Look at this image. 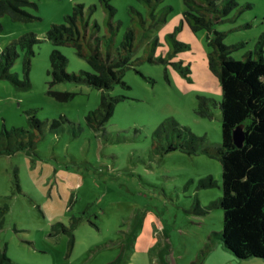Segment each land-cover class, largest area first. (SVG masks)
I'll list each match as a JSON object with an SVG mask.
<instances>
[{"label": "rangeland", "instance_id": "rangeland-1", "mask_svg": "<svg viewBox=\"0 0 264 264\" xmlns=\"http://www.w3.org/2000/svg\"><path fill=\"white\" fill-rule=\"evenodd\" d=\"M183 1L164 0L152 10L144 0H110L117 10L116 46L136 30V63L126 86L105 92L120 101L98 129L87 116L104 91L86 82L53 84L56 47L47 32L82 4L104 34L109 18L99 0H32L23 8L26 18L0 16V56L21 37L36 38L31 48L17 45L11 70L24 82L29 63L31 86L0 80V132L4 126L30 129V111L45 124L34 150L0 155L2 264H264L238 259L221 240L224 210L213 204L223 195V168L204 150L222 145L223 90L210 68L209 32L182 25ZM237 1L243 11L214 24L211 34L224 33L227 46L243 44L232 54L242 59L264 32V0ZM164 8L166 21L152 26ZM57 48L68 59V73L92 70L73 47ZM167 119L201 139L197 153H165L166 140L156 131ZM209 176L214 184L201 186ZM57 223L73 235H55Z\"/></svg>", "mask_w": 264, "mask_h": 264}, {"label": "trees", "instance_id": "trees-1", "mask_svg": "<svg viewBox=\"0 0 264 264\" xmlns=\"http://www.w3.org/2000/svg\"><path fill=\"white\" fill-rule=\"evenodd\" d=\"M31 1L0 0V16L9 14L14 20L24 19L28 14L23 8L32 4ZM144 1L154 10L164 0ZM99 2L105 7L109 18L104 34H100L101 25L98 22L91 24L86 15L87 9L82 4L75 5L73 13L65 16L63 23L53 24L47 32L48 40L56 47L50 57L49 73L53 76V84L65 81L86 82L104 91L99 108L87 116L89 126L95 129L100 128V124H104L114 114L115 104L120 100L105 92L119 84L126 86L124 77L136 63L131 60V55L137 45L136 30L130 28L120 45L116 46L119 27L118 24L114 25L112 20L117 10L110 4V0ZM183 2L185 8L182 25L187 23L194 32L203 29L209 32L208 40L212 47L209 54L210 68L219 79L223 90V100L220 103L223 118L222 145L204 150L210 156L218 158L223 168V195L213 204L224 210L221 240L225 248L240 260L250 258L264 260V32L258 38L253 51L242 59H235L232 57L233 52L243 44L227 46L223 42L224 33L215 32L213 36L211 33L214 24L227 21L232 12L238 10L241 13L244 7H240L237 0ZM92 8L89 10L92 11ZM168 9L162 10L163 15L152 22V26L166 21ZM131 10L137 16V20L147 27L148 22L144 20L143 15L133 8ZM35 42L34 34L25 35L2 51L0 80L11 81L20 88L31 86L29 63L25 67L24 82H20L17 74L11 70L18 57L17 45L31 48ZM60 46L73 47L76 53L89 63L92 70L83 72L82 75L68 73V59L57 48ZM204 106L205 103L202 102L200 112L207 115L208 111ZM28 115L30 129L14 127L8 130L3 127L0 132V155L34 150L45 124L34 115V112L30 111ZM168 125L174 127L171 133L169 129L167 130ZM240 125L244 127L246 134L242 147H238L234 142V130ZM156 134L166 140L165 153L182 150L192 154L199 151L198 143L201 139L187 129L181 128L173 119H167ZM200 184L206 187L213 185L214 182L209 176L201 180ZM55 227L60 229L55 235L72 232L71 228L65 227L62 223H57Z\"/></svg>", "mask_w": 264, "mask_h": 264}, {"label": "water", "instance_id": "water-1", "mask_svg": "<svg viewBox=\"0 0 264 264\" xmlns=\"http://www.w3.org/2000/svg\"><path fill=\"white\" fill-rule=\"evenodd\" d=\"M245 131L242 125L234 130V142L238 147H242L245 141Z\"/></svg>", "mask_w": 264, "mask_h": 264}]
</instances>
